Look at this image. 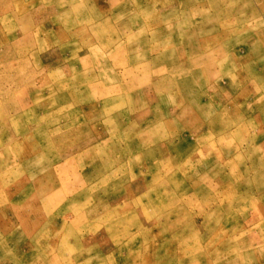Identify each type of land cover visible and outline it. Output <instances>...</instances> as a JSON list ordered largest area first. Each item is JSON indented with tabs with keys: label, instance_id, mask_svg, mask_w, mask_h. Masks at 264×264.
Returning <instances> with one entry per match:
<instances>
[{
	"label": "rangeland",
	"instance_id": "obj_1",
	"mask_svg": "<svg viewBox=\"0 0 264 264\" xmlns=\"http://www.w3.org/2000/svg\"><path fill=\"white\" fill-rule=\"evenodd\" d=\"M0 264H264V0H0Z\"/></svg>",
	"mask_w": 264,
	"mask_h": 264
}]
</instances>
